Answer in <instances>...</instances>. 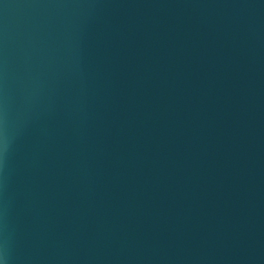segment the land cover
<instances>
[{
	"label": "water",
	"instance_id": "water-1",
	"mask_svg": "<svg viewBox=\"0 0 264 264\" xmlns=\"http://www.w3.org/2000/svg\"><path fill=\"white\" fill-rule=\"evenodd\" d=\"M0 264H264V0H0Z\"/></svg>",
	"mask_w": 264,
	"mask_h": 264
}]
</instances>
